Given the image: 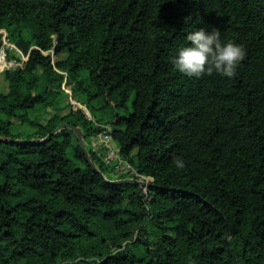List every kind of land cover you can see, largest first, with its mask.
<instances>
[{
	"label": "trees",
	"instance_id": "obj_1",
	"mask_svg": "<svg viewBox=\"0 0 264 264\" xmlns=\"http://www.w3.org/2000/svg\"><path fill=\"white\" fill-rule=\"evenodd\" d=\"M204 26L243 44L234 76L173 65ZM2 30L28 59L0 72V264H264V0H0ZM105 126L147 185L112 182L138 177Z\"/></svg>",
	"mask_w": 264,
	"mask_h": 264
},
{
	"label": "clouds",
	"instance_id": "obj_2",
	"mask_svg": "<svg viewBox=\"0 0 264 264\" xmlns=\"http://www.w3.org/2000/svg\"><path fill=\"white\" fill-rule=\"evenodd\" d=\"M186 41L188 43L179 46L171 60L177 70L188 76L214 72L227 77L234 76L246 54L243 44L223 38L221 30L215 26L210 30L208 26L195 27L187 33ZM174 163L178 168L185 167L181 157H176Z\"/></svg>",
	"mask_w": 264,
	"mask_h": 264
},
{
	"label": "built area",
	"instance_id": "obj_3",
	"mask_svg": "<svg viewBox=\"0 0 264 264\" xmlns=\"http://www.w3.org/2000/svg\"><path fill=\"white\" fill-rule=\"evenodd\" d=\"M2 40L4 45H6L7 40L4 38H2ZM17 66H22V63L9 60L6 56L4 47H2L0 49V72ZM91 146L103 153L104 161L114 166L115 174L137 175V172L131 163L121 156L120 149L111 135L110 126H105L100 133L91 139ZM147 183L148 179L146 178L145 185H147Z\"/></svg>",
	"mask_w": 264,
	"mask_h": 264
},
{
	"label": "rangeland",
	"instance_id": "obj_4",
	"mask_svg": "<svg viewBox=\"0 0 264 264\" xmlns=\"http://www.w3.org/2000/svg\"><path fill=\"white\" fill-rule=\"evenodd\" d=\"M0 33H2V38H4V39L7 38V32L5 30H2ZM4 50H5L6 56L9 60H14L16 62L19 61V63H22L23 61H26L28 59V55H25L15 44L10 43L9 41H7V44L4 46ZM64 56H65V54L55 55L53 58V61L58 59V58L59 59L63 58ZM6 89H7V82L3 79L2 75H0V91H6ZM66 92L69 94V96L67 98H68V102L72 105V109L73 110H76L79 108L83 109L84 112L89 115L88 119L95 121V117L92 115L91 111L87 108V106L76 101L72 97V92L68 88H66ZM44 117H46V116H43V120H44ZM130 176H132V175H130ZM136 176L138 177V180L142 181L144 183L143 185H145L146 177L138 175V174Z\"/></svg>",
	"mask_w": 264,
	"mask_h": 264
},
{
	"label": "water",
	"instance_id": "obj_5",
	"mask_svg": "<svg viewBox=\"0 0 264 264\" xmlns=\"http://www.w3.org/2000/svg\"><path fill=\"white\" fill-rule=\"evenodd\" d=\"M55 55H56L55 50H52V51H51V57H52V60H53V58H54ZM82 110H83V109H82ZM85 114H86L87 117L89 116L87 113H85ZM65 128L71 129V130H73V131L77 134V137H78V140H79V144H80L82 150L84 151V153H85V155H86V157H87L89 163L92 165V167H93L98 173H100V174L103 175V173H102V172L96 167L94 161L92 160V158H91L90 155H89V152L87 151L86 144H85V141H84V134H83L82 129L79 128V127H75V126H73V125H70V124L64 123V124L60 125V126L56 129V131H55L54 133H56V132H58V131H60V130H62V129H65ZM48 138H49V137H47V138L44 139V140H47ZM0 140H1V139H0ZM132 181H135V182H137V183H139V184H141V185L144 184L142 181H139V180H133V179L122 180V181H112V182H114V183H123V182H132ZM230 230H231L230 234L233 235V228H232L231 226H230ZM227 243H228V246L230 247V244H229L228 240H227ZM229 249H230V248H229Z\"/></svg>",
	"mask_w": 264,
	"mask_h": 264
},
{
	"label": "crops",
	"instance_id": "obj_6",
	"mask_svg": "<svg viewBox=\"0 0 264 264\" xmlns=\"http://www.w3.org/2000/svg\"><path fill=\"white\" fill-rule=\"evenodd\" d=\"M64 58V57H63ZM25 61L22 62V64L24 63Z\"/></svg>",
	"mask_w": 264,
	"mask_h": 264
}]
</instances>
